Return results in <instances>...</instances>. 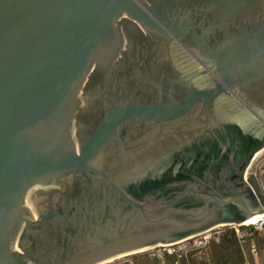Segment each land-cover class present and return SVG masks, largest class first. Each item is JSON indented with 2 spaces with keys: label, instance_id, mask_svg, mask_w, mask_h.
Wrapping results in <instances>:
<instances>
[{
  "label": "water",
  "instance_id": "95a60500",
  "mask_svg": "<svg viewBox=\"0 0 264 264\" xmlns=\"http://www.w3.org/2000/svg\"><path fill=\"white\" fill-rule=\"evenodd\" d=\"M263 135L264 0H0V264H105L264 214L185 169L225 144L249 164Z\"/></svg>",
  "mask_w": 264,
  "mask_h": 264
},
{
  "label": "rangeland",
  "instance_id": "374dc122",
  "mask_svg": "<svg viewBox=\"0 0 264 264\" xmlns=\"http://www.w3.org/2000/svg\"><path fill=\"white\" fill-rule=\"evenodd\" d=\"M263 160L264 151H261L252 160L246 177H257ZM240 225H217L188 239L121 256L105 264H242L244 261L264 264V233H255L253 226ZM252 242L258 246L256 255L250 249Z\"/></svg>",
  "mask_w": 264,
  "mask_h": 264
},
{
  "label": "flooded vegetation",
  "instance_id": "af4514ba",
  "mask_svg": "<svg viewBox=\"0 0 264 264\" xmlns=\"http://www.w3.org/2000/svg\"><path fill=\"white\" fill-rule=\"evenodd\" d=\"M251 128L254 135L261 130V126L256 123H251ZM261 151H264V148L255 152L248 164L247 154L244 151L233 150L228 153V146L226 144L220 145L219 152L210 151L201 154V157L195 158L194 156V158L189 159L185 169L192 171L195 170L196 166L197 169L200 167L199 171L201 172L192 173L191 178L193 177L202 184L206 190L220 195H246L250 199L251 206H253L256 203L255 196L264 202V172L260 171V164L258 175L254 179L246 177V173L252 160ZM207 155L210 156L207 157ZM193 159L194 161H192ZM195 161L198 162L194 164ZM245 212V205L241 200L240 205L236 204L228 217L238 220Z\"/></svg>",
  "mask_w": 264,
  "mask_h": 264
},
{
  "label": "built area",
  "instance_id": "2783aa9c",
  "mask_svg": "<svg viewBox=\"0 0 264 264\" xmlns=\"http://www.w3.org/2000/svg\"><path fill=\"white\" fill-rule=\"evenodd\" d=\"M240 226H246V227H247V226H248V227H249V226H253L254 231H257L258 233H261V232L264 233V217H263V219H261L259 222L255 223V224H253V225H240ZM237 230H238V229H237ZM242 238L245 239L244 236H242ZM250 247H251L250 249H251L252 254L256 255L257 252H258V246H257V244H256L255 242H252ZM244 264H252V263L245 262Z\"/></svg>",
  "mask_w": 264,
  "mask_h": 264
},
{
  "label": "bare ground",
  "instance_id": "6f19581e",
  "mask_svg": "<svg viewBox=\"0 0 264 264\" xmlns=\"http://www.w3.org/2000/svg\"><path fill=\"white\" fill-rule=\"evenodd\" d=\"M264 217V214H256L252 217H250L249 219L245 220L244 222L241 223L242 224H245V225H253L257 222H259L261 219H263Z\"/></svg>",
  "mask_w": 264,
  "mask_h": 264
},
{
  "label": "trees",
  "instance_id": "16d2710c",
  "mask_svg": "<svg viewBox=\"0 0 264 264\" xmlns=\"http://www.w3.org/2000/svg\"><path fill=\"white\" fill-rule=\"evenodd\" d=\"M243 227V226H241ZM246 227V226H245ZM253 228V227H252ZM255 233H258L257 231H255ZM243 241H246L244 238H243ZM246 261H244L242 264H244Z\"/></svg>",
  "mask_w": 264,
  "mask_h": 264
},
{
  "label": "crops",
  "instance_id": "0c3cea01",
  "mask_svg": "<svg viewBox=\"0 0 264 264\" xmlns=\"http://www.w3.org/2000/svg\"><path fill=\"white\" fill-rule=\"evenodd\" d=\"M248 262V261H247ZM249 263H251V262H249ZM252 264H260L258 261H256V263H252Z\"/></svg>",
  "mask_w": 264,
  "mask_h": 264
}]
</instances>
